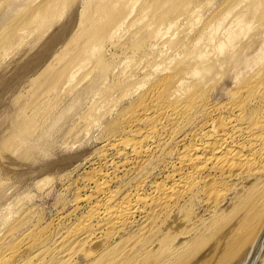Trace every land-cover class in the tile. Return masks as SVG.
<instances>
[{
	"label": "rangeland",
	"instance_id": "obj_1",
	"mask_svg": "<svg viewBox=\"0 0 264 264\" xmlns=\"http://www.w3.org/2000/svg\"><path fill=\"white\" fill-rule=\"evenodd\" d=\"M144 1L139 0L136 14L132 15L133 18L131 16L133 23L130 21L129 24L128 20V23L122 28V35L120 34L122 38L119 36L116 38L118 43L122 45L128 41V43H131L135 40V37H129V35H132V32L135 31V27L137 29L143 28L146 23H150L148 19L155 22L154 17L156 18L162 12L170 13L173 19V15L178 10L173 14L172 11L177 7L178 2L181 5H178L180 9L177 14L179 15L180 10H182L183 17L180 15L179 20H176L177 15H174L176 16L174 19L177 21L176 27H173L168 33L163 28L164 33L162 32L163 34L158 37L162 45L160 44L154 49L151 48V43L155 42V39L153 41V32H151L152 38L150 33L148 35L151 30L146 33L145 29L143 41L138 40L137 43L139 45L142 42L141 45H135L138 48L135 46L130 47V52L122 53V48L120 49L119 46H109L106 59H110L111 64L108 70L109 76L107 74L108 82L106 77L107 85L102 89L103 92L106 90V93H104L107 95H103L102 91L100 94L103 97L105 96V101L107 96L110 99L112 97L111 101L108 99L110 102L108 100L105 102L109 103L106 107L105 103L102 104V107L104 106L102 108L103 114L99 112V116L92 119V123L87 130L84 128L86 124L81 122L85 120L83 118L85 108L91 109L94 106L95 102L90 99L91 97L86 96L87 99L79 100L80 105L78 103L70 112H66L60 120L61 122L57 123H61L60 125L55 124L56 126H54L52 123L54 119L51 118L52 121L49 119L48 123L51 122L50 124L53 126L48 124L50 126L48 130V126L46 127L47 133L45 138L41 140L43 147L39 141L41 150L44 149L43 151H45L44 156H42V151L36 150L34 152L33 148L30 150L26 147L17 150L14 155L9 152L10 149H14L17 145L16 141L19 139L18 136V138L14 136V130H12L14 135L9 136L11 142L9 138L6 139L9 134H12L11 131L9 132L12 128L9 121L12 116H19L18 118L21 119L31 114L34 106L31 104V107L28 100L31 99V102L34 103L35 100H32V98L35 99L36 97L33 95L40 92V89L37 90L36 88L46 76V73L42 72L40 74L41 69L45 64L52 61L54 55L58 54L63 46L70 47L72 42L77 39L79 17H75L77 14L70 5H66L65 10L63 9L64 13L52 22L51 26L48 27L49 29H46L45 34L43 33L36 43L37 37H29L19 47L17 46L11 51L7 61L3 63L4 65L1 64L2 66L7 64L8 67L5 70L3 69L4 71L0 70V88L11 81L14 83L16 78H19L20 82L22 79V82L21 84H18L19 81L16 82L19 87L18 90L12 92H8V90L5 95L0 96V145L7 140L6 144L9 146V148L8 146L0 147V180L3 179L2 181H4L2 184V181H0V243L1 245L4 243L2 250H0V264L36 263L39 258H42V262L45 263L46 261L47 264H58V262H60L59 264H77V262H80L79 264H246L250 253L248 249L250 246L252 247L249 250L253 249L255 243L253 241H256L257 237L255 236H257V233L256 235L250 234V237L246 236L247 239L242 236H245L253 217H256V214L253 213L261 192L264 190V165L260 164L259 167H256L260 170V173L248 170L245 171L246 174L243 172L244 174L240 173L241 175L234 174L231 177H222L216 167L210 164L202 176V178L208 177V183L201 182L198 184L194 189L193 196L187 195L176 200L171 205L172 207H167L168 209H154L149 200L157 194L155 187L160 183H164L167 187L173 185L174 178L179 176V172L177 170L174 172L173 167L176 165L177 169L180 166V154L190 147L193 140L191 135L197 134L196 140H199L202 135L210 133L213 128L211 122L216 117L206 112H198L192 123L185 124L182 127L180 125L182 122H178L174 118L164 120L160 125L162 130L154 136L151 142L144 144L138 142L150 128L156 127L157 122L150 120L142 123L138 127L141 135L134 141L129 140L131 136L129 134L130 129L126 125V119L129 116L140 117V101L143 100L141 98L150 88L160 91L161 96L157 101L158 104L166 103L170 105L171 103V106L176 104L188 107L196 104V101L207 102L210 105L225 106V108L222 107L225 114L228 112L230 105L243 99L242 96L246 95L247 92H243L241 87L252 74H249L246 79H242L238 84L222 77L195 88L200 76L194 73L189 74L193 70L192 65L189 66L187 63H183L184 60L192 62L196 59L193 55L196 54V50L201 51V47H196L197 42L195 43V41L196 39L198 41L203 31L212 23L211 21L218 18L228 8L231 9L234 5L242 4L243 0H173L176 3L169 0H153L154 8L149 13L151 16L145 17L147 22L142 23L141 20L140 23L144 26L134 27V25L132 26L134 20L146 14L142 11L144 3L141 5ZM187 1H192L191 3L194 4L192 9H199L198 13L203 16L202 20L196 23L192 29H190L188 23L190 20L188 12L182 9ZM234 1L235 3H232ZM140 5L141 7H139ZM169 16L170 19L171 16ZM128 26H132L130 33ZM75 34L76 36H74ZM54 41L56 45L48 51L51 46L50 43ZM133 42L136 43L137 38ZM34 43L35 45L32 48ZM131 48L133 49L131 50ZM207 51L211 53V48H207ZM169 58H174L176 61L168 64L169 60L167 59ZM178 61L183 62L178 64L176 63ZM155 63L159 65L158 70H156L157 67H153ZM31 64L34 66L29 68ZM125 69L127 72L136 73L134 83L130 87H122L123 82L118 81L120 72ZM169 73L175 75L173 81L170 80V77L167 78ZM28 77L30 79H27ZM180 80L183 81L182 85L179 84ZM114 82L120 84L116 86ZM162 82L164 84L161 85ZM238 87L240 90H237ZM20 92L23 99L20 97L22 100L20 99L21 101L13 105V100ZM67 95V89H62L61 100L54 98L51 100L53 103L57 101V103H54L55 105L60 106L59 103L63 104L60 107L53 105L56 111H53L51 101L49 102L51 105L48 103L49 106H42L44 109H41L42 112L40 110L39 113L41 114L43 111L44 113L41 114L42 118L40 114H38L39 118L36 117L37 120L39 119V123L36 121V129L35 125L32 126V129H35L33 132L40 131L42 127L40 124L44 123L42 119L46 117L45 115L53 112L57 113L71 101ZM197 95L200 98H197ZM256 95L257 93L254 96ZM260 98H264V88L263 92L255 97L256 102L254 101V103L247 106L248 119L244 121L251 122L252 117L255 116V110H258V104L264 100ZM25 99H27V102L23 104ZM190 99L192 104L187 101ZM88 102L93 105L90 106ZM136 106L138 108L135 109ZM47 107L49 112L45 110ZM80 117L83 118L82 121ZM75 120L80 121L76 122ZM38 124L39 127H37ZM244 124L241 123L240 127L242 129H246ZM58 126L63 129L60 130ZM68 127L70 129H67ZM50 133L53 134L47 137V134ZM65 135L67 137H64ZM12 142L15 146L12 145ZM137 147H141L140 155L134 152ZM22 150L25 152L23 153ZM29 150L33 153L31 157L29 156L31 154ZM249 151V149H245L243 153L248 155ZM19 152H22L23 155H20ZM9 158H12V162ZM20 159L24 160L25 164ZM39 165H45L41 167L42 170L45 168V173L39 171V173L41 172L39 174L37 171L33 172L31 170L32 166V169H35L39 168ZM189 172L185 170L181 174H188ZM248 174H251V177H247ZM212 179L227 182L228 186H233L234 191H236L233 195L234 199L222 201L217 206L216 212L214 206L219 200L216 191L211 187L210 181ZM97 182L104 185L103 190L106 192L115 193V198L110 204V210L116 209L117 203L121 202L131 192H135L136 189L140 191L144 198V202H130L132 213L129 218L123 220L125 223L118 229L115 236H106L114 220L109 218V213L106 211V192L96 188L99 184ZM146 201H149V204ZM96 207L103 212L96 209ZM94 208L97 215L93 212L95 211ZM97 211H100V213ZM92 213L95 215L92 217L94 221L90 229L87 217L89 216L90 219ZM191 223L193 224L190 225ZM85 228L90 231L87 240L77 242L78 238L71 241L74 247L72 249L75 250L74 255L65 257L66 259L62 258V262L52 257L53 249L58 245V241L62 240L61 238L66 237L65 234H68L71 230L74 232L76 229V232L80 230L78 233L84 232ZM8 231L10 232L8 233ZM9 234L14 238L12 236L8 238ZM7 248H13V250H16L14 254H17L8 259V252L2 255L4 249ZM262 248L261 257L257 260V264H264V240ZM39 249H44L43 253L39 255L40 257L35 256ZM87 252L90 255H86ZM15 256L17 257L15 258ZM73 260L74 262H72Z\"/></svg>",
	"mask_w": 264,
	"mask_h": 264
},
{
	"label": "bare ground",
	"instance_id": "obj_2",
	"mask_svg": "<svg viewBox=\"0 0 264 264\" xmlns=\"http://www.w3.org/2000/svg\"><path fill=\"white\" fill-rule=\"evenodd\" d=\"M152 1L153 0H145L144 2L141 3V5H143L144 3L142 7V11H144L146 14L145 15L142 14L144 16L141 17L139 15L140 18L134 20V24H132V26L133 25L134 27L140 26L143 25L142 24L143 22H147L145 17L151 16L149 13L151 12L152 8H154ZM169 1L176 3V1L173 0H169ZM138 2L139 0H0V70L2 71H4L5 68L7 69L8 67L7 64H5V66L2 65H4L3 64L4 61H7V57L11 53V51L17 46L19 47V45H21L26 39H28L31 36L37 37L35 41L36 43L42 37L43 33L45 34L46 29L51 26L52 22L55 21V19H57L59 16H61L62 13H64L63 9L65 8L66 5H70L72 7L75 14H77L75 17L77 16L79 17V32H78L79 34L77 35V39H75L72 42L70 47L63 46V48L60 49L61 51H59L58 54L56 53L54 55L52 61L50 63L48 62L49 64H45L41 69L42 71L40 72V74L43 72L46 73V76L42 80L43 82L38 86L39 88L38 87L36 88L37 90L40 89V92L38 94L36 93L35 95H33L36 97V98L34 97L35 99L32 98V100H35L34 103L31 102V99L28 100L30 101L29 105L31 106L32 104L34 106V107L31 106L33 108L31 114L28 115L26 118H21V119L18 118L19 116L11 117L12 119H10L9 122H11L12 128H10L11 126L9 124L10 130L9 129L8 130L9 132L11 131V133L12 130H14L13 132H15L14 133L15 135L12 133L9 134L8 137H6L7 135L5 137L8 140L9 136L12 137L14 135L16 138L19 137L20 140L18 139V141H16L17 144L16 146L14 144L15 141L14 143L12 142L13 143L12 145L15 146L17 149L15 147L14 149H10L11 151L8 149L9 152H11L14 155L17 152V150L22 149V147H26L27 149L30 150L33 148L34 152L36 150L38 151L40 150L42 151L43 155L41 153L40 154L44 156L45 151H43L44 149L41 150L39 143L41 142L42 144L41 140L45 138V134L47 133L48 128L50 129V126H53L50 124L51 123L50 121H49L50 123H48V120L49 119L51 120V118H53L54 122L52 123L54 124V126H56L55 124L59 123V121L65 116L66 112H70V110H72L74 106L76 107L78 103L80 105V101L86 98V96L91 97L90 99H93V101L95 102V103L93 102L95 107L93 106L91 107V109H88V107L87 108L84 107L86 111L83 113V118L85 120H83V118L80 117V120L81 121L83 120V122L81 123L86 124L85 125L86 127L84 128H86L85 130H87L88 126L90 127L92 123V119L98 117L99 112L103 114L102 108H104V106L102 107V104L107 102L108 99L110 101L112 99V97L110 99V97L107 96L105 101V96L104 97L101 96L106 91L105 90L103 92L102 89L107 85L106 77L107 74L109 76L108 70L110 69L109 67L111 64L110 59H106V55L108 53V47L119 46L120 49L122 48L123 51L122 53H126L129 51L130 47L138 45L137 44L138 40L140 41L144 39L145 37L144 29H145L146 33L147 31L151 30L150 32H148V35L149 33L151 34L150 37H152L151 32H153L154 38L153 37L152 38L153 41L155 39V42L151 43L152 46L151 48L154 49L156 48V46L162 43L161 41L159 42L158 37L160 36V34L164 33L165 30L163 31V28H165L166 29L165 32L168 33V31H170L173 27H176L177 24L176 20H179L180 15L181 17H183V14H181L182 10H180L179 15L177 14L179 13V9H180V6L178 7V5H181V3L178 2L177 7L172 11L173 14L178 10V12L174 14L177 15L178 19L174 15L172 19L170 13L162 12L158 14L156 18L154 17V19H156L155 22L157 24L155 22H152L154 20L148 19V22L150 23H146V26L143 25L144 26L143 28L137 29L135 27V31L132 32V35H129V37L133 36V38L135 37L134 38L135 40L137 38L136 43L133 42L135 41L133 39H132L133 41L131 40L132 41L131 43H128L129 41L127 42V40L129 38L128 39L126 38L127 43L122 45L116 41V38L118 36L121 37L120 34L122 35L121 32L123 30L122 28H124L125 24L128 23V20L130 24L131 16L136 14L135 12ZM191 2L192 1L185 2V4L183 5L184 8L182 7V9H185L188 12V16L190 18L188 23L191 27L190 29L194 28L196 23H199L203 17L198 13L200 11L199 9L197 10L192 9V5L194 4H192ZM232 3H235V1ZM141 5L139 7H141ZM139 11L141 12V10ZM168 16L170 17V19L168 18ZM141 20L142 23H140ZM211 22L212 23L209 24L206 30L203 31V34L198 39V41L197 39L195 41V43L197 42V46L196 45L195 46L201 47L200 48L201 51L198 52V50H196L195 52L196 54L193 55V57H195L196 59L192 62H190L189 60L187 61L184 60V62L178 61L176 63L180 64L181 62H183L185 64L187 63V65L189 66L192 65L193 70L189 72V74L194 73L200 76V78H198L195 84L196 85L195 88L203 86L211 81H215L216 79L222 77H225V79H227L228 81L229 80L231 82L234 81L236 84H238L242 79H246L249 74H252L250 78L245 80V84L241 87V90H243V92H247V94L242 96L243 99H240L238 100V102H235L234 104L230 105L228 107L229 110L226 114L223 113L222 111V107L225 108V106L210 105L207 102L201 103L200 101H196V104L191 106L190 105L192 104L191 99L187 100L188 103L189 101L191 102L190 104L186 103L190 105L188 107H186V105L185 107L184 106L182 107L176 104L174 106L173 105L171 106V103L170 105H168L166 103L164 104L163 102H160L163 104H158L157 101L159 100V97L161 95H160V91L155 90V88L153 89L150 88V90L146 94H144V96H142L141 99L143 100L140 99L141 105L137 101L138 104L141 106L140 108L141 112H139V114L141 113L140 117L137 118L135 115H133V116H129V118L126 119V125L130 129L129 134L132 136V137L130 136L129 140L134 141V139L138 138L141 135V131L139 132L138 127H140L142 123H146L150 120H155L157 122L156 127L150 128L149 131L141 137V140L138 142L140 144L151 142L154 136H156L162 130V128H160V125H162V121L164 120L174 118L178 122H182V124H180L182 127L185 124L192 123L194 119L197 117L198 112H206L212 115L213 117H216V119L214 118L211 122L213 128L210 131V133L202 135L199 140H196V136H198L197 134L191 135L193 140L190 147H188L183 153L180 154L179 157L180 166L178 165L179 167H177L176 169V165L175 166L173 165L174 172L175 170L179 172V176L174 178L173 180V185L167 187L164 183H160L155 187L157 194L155 195V197L149 200L154 206V209H165L171 206L173 203H175L176 200H179L182 197H185L187 195L193 196L194 189L198 184H200L201 182L208 183L207 180L208 177L202 178V176L204 171L209 168L210 164L211 165L213 164V166L216 167V169L218 170L220 175H222V177H231L234 174L239 175L240 173L242 174L243 172L248 170L259 172L260 170L257 169L256 167H259L260 164L264 165V100L262 103L258 104L257 106L258 110L257 111L255 110V114H254L255 116L252 117L251 122L244 121L248 119L247 118L248 115L246 112L247 106H249L250 103H254V101L256 100L255 97L259 93L261 94L264 88V72H263L264 71V0H243L242 4H239L237 6L234 5L233 7H231V9L228 8L218 18H216ZM131 23H133V20L131 21ZM137 23L138 25H136ZM132 26L130 27L128 26V29L130 28L129 33L130 30L132 29ZM166 35L163 37L164 39ZM74 36H76V34ZM35 43L33 44L32 48L34 47ZM141 43L142 42H140L139 45H141ZM50 44L51 46L48 51L52 50L54 45H56L55 41L51 42ZM138 46L135 47L138 48ZM207 48H211V53L207 51ZM132 49L133 48H131V50ZM167 60H169L168 64H172L173 62L176 61L174 58H169ZM33 66L34 65L31 64L29 68H32ZM153 67L154 68L157 67L156 70H158L159 69L158 63H155ZM135 75L136 73L127 72L125 69L124 71L120 72L118 81L123 82L122 87L125 86L130 87V85L134 83ZM174 76H175L174 74L170 75L169 73L167 78L170 77V80L172 79L173 81ZM18 79L19 78H16L15 79L16 81L14 83L13 81H11L10 83L1 87L0 96H2L3 94L5 95L8 90H9L8 92L18 90L19 87L17 86L16 83L17 81H19ZM27 79H30V77H28ZM21 82L19 81L18 84H21ZM107 82H108V77H107ZM119 82L118 83L114 82V83H116V86H118L117 84H120ZM162 84L164 83L162 82L161 85ZM179 84L182 85L183 81L180 80ZM113 85L115 86V84ZM62 89H67L68 92L67 97H69L71 101H69V103L66 104V106H64L57 113L54 112L51 113L52 112L51 110L50 112L51 114L45 115L46 117L42 119L44 120V123L40 122L41 123L40 125H42V127L40 126L41 127L40 131L37 133L33 132L36 129L37 123H39L38 122L39 119L37 120L36 118V117L39 118L38 116V114H40L39 111L41 109L43 110L44 106L45 107L47 105L49 106L50 104L49 102L53 98L57 100H61ZM237 90H240V88ZM100 92L102 94H100ZM105 93L103 95H107ZM256 93L257 95L254 96ZM21 96L22 93L21 92L18 93L17 97L13 100V105H16L19 101L23 99ZM198 97L199 96L197 95V98ZM260 99H264V98H260ZM26 100L27 99L24 100L23 104L27 102ZM109 100L108 102H110ZM70 102L72 103L70 104ZM51 103L52 105L51 104L50 105L53 108V105H55L54 103H57V101L54 103L51 101ZM59 104H61L60 106L63 105L62 103ZM107 104L109 103L104 104L105 107L107 106ZM91 105L93 104L91 103L90 106ZM138 106H136L135 109L138 108ZM57 109L59 108L57 107ZM135 109L134 111H136ZM45 110L48 111V107L47 109L45 108ZM53 111H56V109L53 108ZM9 116L11 115L9 114ZM125 117H123V119H125ZM6 118L9 120L8 116ZM80 120L78 121L75 120V121L79 122ZM242 122L245 123L244 125L246 129H242L240 127ZM48 124H50V126H48ZM32 126L35 127L34 130L32 129ZM37 127H39V124ZM61 129L63 128L61 127L60 130ZM67 129L70 128L68 127ZM67 132L68 134L70 133L69 130ZM52 134L53 133L47 134V137L49 135L51 136ZM64 137L67 136L65 135ZM12 140L14 139L12 138ZM6 142L2 143L0 147L8 146ZM41 146L43 147V144ZM140 149L141 147H137L134 149V152L140 155L141 154ZM245 149L250 150L248 155H245L243 153ZM22 152L24 153L25 151L22 150ZM31 152L32 151H30V153ZM21 153L20 155H23V153L22 154ZM32 154L33 153L29 154V156L31 157ZM29 156L27 157L28 159ZM11 159L10 161L12 162ZM22 159H20V161H24ZM34 162L36 161L34 160ZM23 163L25 164V161ZM39 166H40L39 168H35V169H32L33 166L32 168L31 167L29 168H31L33 172L37 171V173H39V171L45 170V168H43V170L41 168L44 167L45 165L44 166L39 165ZM185 170H188L190 172L188 174H181V172ZM248 176L251 177V174H248L247 177ZM200 179H202V181H200ZM216 179H212L210 181L211 187L214 191H216V196L219 200L214 206L215 212L217 211L216 209H218L217 206L222 201H226L227 199L228 201H230L234 199L233 195L234 192H236L234 191L235 188H233V186L232 187L228 186L227 182L224 181L219 182ZM3 182L4 181H2L1 184ZM103 186L104 185L102 183H99L96 186V188L103 190ZM263 188H264V184H263ZM103 192L106 191L103 190ZM105 195L107 199L106 211L109 213L110 216L109 218L114 220L110 228L108 227L109 231H107L108 233L106 235L108 237H111V235L112 236L117 235L118 229H120L121 226H123V224L125 223L123 220H126V218L127 217L129 218V215H131L132 209L130 208V202H136V203L144 202V198L140 193V191L136 189L135 192H131L130 194L125 196L121 202L117 203L116 209L110 210L111 209L110 204L115 198V193L109 191L106 192ZM149 201H146V203H148ZM96 209L100 210V208L98 207H96ZM96 209L94 208L95 210L93 211L94 213L96 212ZM100 211L97 212L100 213ZM95 214L92 213L91 215L93 216L90 215V219L89 216L87 217V222L89 224L90 229L94 221L92 217H94ZM253 214H256V217H253V221L250 223L249 227L247 228L248 231L250 232L247 233L248 231L246 230L247 235L244 232L245 236L244 235L242 236V237H246L249 236L250 234L256 235L257 233V236H255L257 237V239L256 241L255 240L253 241L255 242L254 247L253 249L251 248L252 251L249 250L250 247L252 246H250L248 249V252L250 251V253L247 258L246 264H255L259 259V257H261V253H262L261 251L263 249L262 245L264 240V190L261 192V196L258 200V203L256 204ZM192 224L193 223H191L190 225ZM76 230L75 231L73 230L74 232H72L71 230L70 232H68V234H65L66 237L63 234L64 238H61L62 240L58 241L57 246L55 245L56 247L53 249L52 257L56 258L57 261H61L62 258L66 259L65 257H71L72 255L75 254L74 252L75 250L72 249L74 248L72 246L73 245L71 242L72 240L79 238L80 240L79 239L76 240L77 242H79V241H85L89 238L90 231H88L87 228L84 229V232L81 231L80 233H78L80 231L79 229L78 232H76ZM9 232L10 231H8V233ZM11 236L12 235L9 234L8 238H10ZM3 245L4 243L2 245L0 243V250H2ZM42 251H44V249H39L35 256L40 257L39 255L43 253ZM6 252H8L7 253L8 259H10L12 255L14 256L15 254H17V253L14 254L16 250H13V248L4 249L2 255L3 254L5 255ZM87 254L90 255L89 252H87L86 255ZM246 254L248 255V253ZM17 256H15V258ZM72 262H74V260ZM59 263L60 262H58V264ZM79 263L80 262H77V264ZM23 264H47V262L45 261V263H43L42 258H39L36 263L25 262Z\"/></svg>",
	"mask_w": 264,
	"mask_h": 264
}]
</instances>
